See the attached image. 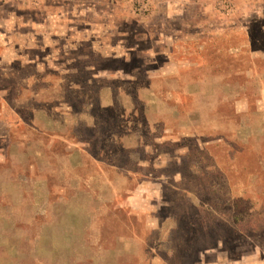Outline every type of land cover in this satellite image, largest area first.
<instances>
[{
	"label": "rangeland",
	"instance_id": "rangeland-1",
	"mask_svg": "<svg viewBox=\"0 0 264 264\" xmlns=\"http://www.w3.org/2000/svg\"><path fill=\"white\" fill-rule=\"evenodd\" d=\"M0 38V264H264V0H0Z\"/></svg>",
	"mask_w": 264,
	"mask_h": 264
},
{
	"label": "crops",
	"instance_id": "crops-1",
	"mask_svg": "<svg viewBox=\"0 0 264 264\" xmlns=\"http://www.w3.org/2000/svg\"><path fill=\"white\" fill-rule=\"evenodd\" d=\"M22 25H23V26H27L26 23H23ZM56 25H57V24H56ZM48 26H49V25L44 24V25H41L40 27L43 28V27H48ZM58 26H59V25H58ZM58 26H57V27H58ZM10 27H11V26L9 25V26H8V29H9ZM35 27H36V26H35ZM49 27H53V25H50ZM15 28H16L17 31H19V30L21 29V26H16V27H13V26H12V28L9 29V30L11 31L10 34L7 33V34H8V37H7V35H6V37H7V42H8L6 45H7L10 49L13 48V46H14V36H13V35H17V34H19V33H16V34L14 33V32H15ZM36 28H37V27H36ZM12 29H13V31H14L13 33H12ZM18 29H19V30H18ZM9 30H7V32H9ZM53 30H55V29H53ZM53 30H52V31H53ZM11 33H12V34H11ZM41 34H43V33H41ZM19 35H20V34H19ZM27 36H28L29 39H30V35H27ZM0 39H1V38H0ZM9 42H10V43H9Z\"/></svg>",
	"mask_w": 264,
	"mask_h": 264
}]
</instances>
